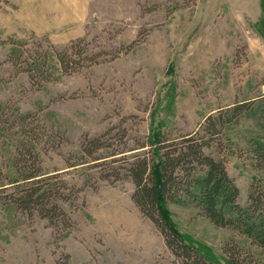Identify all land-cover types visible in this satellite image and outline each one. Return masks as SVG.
Segmentation results:
<instances>
[{"label":"rangeland","instance_id":"obj_1","mask_svg":"<svg viewBox=\"0 0 264 264\" xmlns=\"http://www.w3.org/2000/svg\"><path fill=\"white\" fill-rule=\"evenodd\" d=\"M73 45L97 61L84 55L64 71L57 52ZM43 58L51 81L24 69ZM262 96L264 0H0V264H192L136 205L126 168L148 152L150 133L177 139L209 115ZM254 115L233 118L205 148L225 161L242 205L253 186L264 194V168L250 157L254 138L264 136ZM101 135L105 161L69 166L86 136ZM22 146L46 175L66 182L67 224L6 199ZM166 209L209 261L199 264H232L226 244L248 253L242 264H264L248 236L217 226L191 203Z\"/></svg>","mask_w":264,"mask_h":264},{"label":"trees","instance_id":"obj_2","mask_svg":"<svg viewBox=\"0 0 264 264\" xmlns=\"http://www.w3.org/2000/svg\"><path fill=\"white\" fill-rule=\"evenodd\" d=\"M87 51V48L82 51L75 45L70 46L67 51H58L57 58L61 68L64 71L78 68L73 65L84 55L85 58L95 57V54H87ZM12 57L17 62L21 57L20 51L14 48ZM94 61H97L96 58H93ZM45 64L46 59L43 58L42 62L35 61L24 69L35 81L40 78L51 81L49 74L42 70ZM251 110L255 111L256 125L264 134L262 96L248 104L238 103L225 113L209 115L197 132L177 139H169L161 132L150 133L142 146L149 147L148 152L136 154L126 168L125 175L135 185L132 195L134 202L164 234L169 248L188 263H207L208 259L174 226L166 209L170 203H191L211 222L244 233L252 240L253 245L264 252V194L260 185L253 186L247 205H242L238 201L239 187L230 176L225 161L205 150L233 118ZM103 139L102 135L86 136L82 141L81 155L77 160L79 162L69 166L87 163L88 158L92 161H105L106 156L100 152L105 144ZM250 155L255 168H264V136L254 138ZM15 166L17 178L10 182L14 189L7 193L6 199L17 209L30 215L37 213L56 226L60 223L67 224L69 216L62 205V202L70 199V193L66 194L65 191L66 182L57 179L58 175H46L42 171L39 156L30 146L19 149ZM111 169L110 173L120 177L117 168ZM242 249L237 244H226L223 251L232 264H242L243 253H247ZM248 252L251 254L250 250Z\"/></svg>","mask_w":264,"mask_h":264}]
</instances>
